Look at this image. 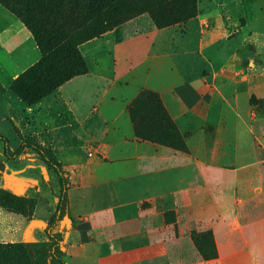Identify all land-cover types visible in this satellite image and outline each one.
<instances>
[{
    "label": "crops",
    "instance_id": "obj_1",
    "mask_svg": "<svg viewBox=\"0 0 264 264\" xmlns=\"http://www.w3.org/2000/svg\"><path fill=\"white\" fill-rule=\"evenodd\" d=\"M200 4L182 24L158 30L141 15L82 44L88 73L34 106L3 88L0 125L23 124L67 176L65 264H264V71L252 63L264 48L250 39L242 0ZM13 18L0 23L16 67L9 81L40 57ZM143 90L158 94L187 152L136 139L128 107ZM0 190L36 200L29 220L0 209V244L45 241L55 176L25 152L3 163ZM206 230L209 261L191 240Z\"/></svg>",
    "mask_w": 264,
    "mask_h": 264
},
{
    "label": "trees",
    "instance_id": "obj_2",
    "mask_svg": "<svg viewBox=\"0 0 264 264\" xmlns=\"http://www.w3.org/2000/svg\"><path fill=\"white\" fill-rule=\"evenodd\" d=\"M197 3L198 0H0V6L29 32L40 55L37 62L10 81L8 90L26 106H34L65 83L88 73L80 52L82 44L141 15H147L158 30L182 24L198 15ZM3 92L1 89L0 102ZM128 114L137 140L187 152L184 136L166 113L157 93L141 91L129 105ZM17 136L18 147L11 150L9 140L0 135V173L4 162L32 152L55 176L57 201L44 228L45 241L0 244V264H65L58 226L67 212V176L51 149L34 137H24L18 131ZM35 206L32 197L0 190V209L29 220ZM166 221L172 223L173 216H166ZM191 240L203 261L217 257L210 230L192 232Z\"/></svg>",
    "mask_w": 264,
    "mask_h": 264
},
{
    "label": "rangeland",
    "instance_id": "obj_3",
    "mask_svg": "<svg viewBox=\"0 0 264 264\" xmlns=\"http://www.w3.org/2000/svg\"><path fill=\"white\" fill-rule=\"evenodd\" d=\"M212 1V2H210ZM216 0H201L203 5L200 4L201 8L206 6H211V4ZM243 7H241L242 11V18L247 23L246 30H249L250 39L252 43H254L257 49L264 48V0H242ZM7 19H11L14 21L13 16L8 14L0 7V23L8 24ZM0 25L5 27L4 25ZM247 32V31H246ZM27 33V32H25ZM0 41L3 43L5 41V37H2ZM0 42V90L1 89H8L9 85V78L12 76L14 71L16 70L13 65L10 64L7 52L5 51V47L2 46ZM26 47L27 53H30V48H33L32 42L25 44L23 49ZM247 49V47L245 48ZM252 63L259 65L264 71V51L261 55H252ZM246 64V62H245ZM246 66V65H245ZM4 124V123H2ZM14 128L21 132L24 131L23 124L21 123H12L10 126L9 124L5 123L4 126L0 125V134L5 136L9 140V144L12 148H15L17 142L19 144V138L17 136V131L15 132ZM1 143H0V159H1Z\"/></svg>",
    "mask_w": 264,
    "mask_h": 264
},
{
    "label": "water",
    "instance_id": "obj_4",
    "mask_svg": "<svg viewBox=\"0 0 264 264\" xmlns=\"http://www.w3.org/2000/svg\"><path fill=\"white\" fill-rule=\"evenodd\" d=\"M67 218L66 217H64V220H66Z\"/></svg>",
    "mask_w": 264,
    "mask_h": 264
}]
</instances>
